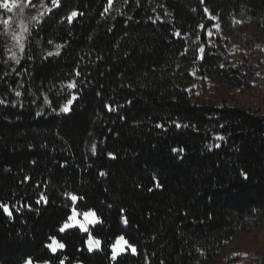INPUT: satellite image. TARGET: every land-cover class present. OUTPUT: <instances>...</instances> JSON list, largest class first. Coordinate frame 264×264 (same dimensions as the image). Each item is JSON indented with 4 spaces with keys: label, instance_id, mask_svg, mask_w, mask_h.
<instances>
[{
    "label": "trees",
    "instance_id": "obj_1",
    "mask_svg": "<svg viewBox=\"0 0 264 264\" xmlns=\"http://www.w3.org/2000/svg\"><path fill=\"white\" fill-rule=\"evenodd\" d=\"M106 6L61 0L29 26L18 65L0 26V203L13 212L0 210V264H239L227 249L264 223V115L231 103L263 82L264 0ZM72 80L77 99L60 112ZM67 194L95 212L102 250L88 252L78 228L59 232ZM121 235L136 254L113 261ZM50 237L65 248L52 253ZM248 257L264 264V237Z\"/></svg>",
    "mask_w": 264,
    "mask_h": 264
},
{
    "label": "snow or ice",
    "instance_id": "obj_2",
    "mask_svg": "<svg viewBox=\"0 0 264 264\" xmlns=\"http://www.w3.org/2000/svg\"><path fill=\"white\" fill-rule=\"evenodd\" d=\"M127 2V0H125ZM139 0H137V3ZM200 3L203 4L204 0H200ZM37 4L39 5V11L37 15L34 16H25V9H27L29 6L36 7ZM49 6L47 3L44 2V0H36V3H32V0H0V10H3L4 13H7L9 15L3 16L0 15V26L3 27V31L5 33L10 34L11 39L13 40L14 44L12 48H9L8 51L11 53L8 56V59L11 61H14L17 65L20 64L21 57L25 51V41L28 35H30V29L29 26H35L42 22L44 16L46 14H50L53 9L59 8L61 6V0H50ZM113 0H107V6L104 9V12L107 13L112 8ZM195 11V9H193ZM203 11L208 14L209 19H216V17L212 16L211 13H209L208 8H204ZM83 15V13L77 12L75 10L71 11V13L67 16L68 23H72L75 18L78 16ZM15 17V18H14ZM159 19V17H157ZM236 23H240L239 21H236ZM202 30L204 29L203 25L199 26ZM217 30H219V25H216ZM178 37L180 36V33H175ZM207 35L211 37L213 33L211 31L207 32ZM51 43V41H49ZM62 44H56L55 45V51H49L47 52V57L52 56H59L60 50L62 49ZM199 53L201 54V59L203 58L202 54L204 53V48H199ZM76 76H80V72H75ZM63 88H66L68 90V98L66 99V102L60 107V112H68L70 110V106L72 105L73 101L77 99V95L75 93V89L77 88V83L75 80L70 81L66 85H62ZM190 91V90H189ZM22 95L19 91L16 92V96ZM44 102L46 104H49L51 106V102L48 100L47 96L44 97ZM4 101L0 100V104H3ZM109 111H114V109L111 106H106ZM55 110V109H53ZM179 127V125H177ZM186 127V125H185ZM218 139H224V137H218ZM92 152L95 154L96 147L95 145H92ZM173 152H183V149H172ZM111 156L112 154L109 153ZM114 158V157H113ZM101 175H104V173H101ZM244 175L245 179H247L246 174L242 173ZM155 180V177H154ZM155 186L157 188L160 187L158 181H156ZM151 190V189H150ZM70 197V200L73 203L72 209H71V215L68 216L67 220L63 223V225L59 228L60 233H64L66 230L78 228L81 232L88 233L87 236V251L93 252V251H99L102 250L101 248V241L99 239H95L92 237L91 232L89 231L88 225L94 224L97 222V217L94 211H87L84 213H79L75 208V202L77 200V196L72 194H67ZM47 202V198L43 195H41L40 200H37V203ZM0 210H2V214L7 215L9 218H12L13 212L10 209V206L5 203H0ZM83 215V221H80L77 219L78 216ZM123 223L127 224V219H124ZM50 243L46 244L45 247L48 248L52 253H56L57 250H63L65 248V244L58 241L55 237H50ZM111 259L115 261L118 256L124 254L127 249L131 250L132 254H136V248L129 243L127 239L123 235L119 236L114 244L111 246ZM239 255V254H237ZM246 255V254H245ZM66 259V257H65ZM26 264H33V261L31 259L26 261ZM60 264H64V260L60 261Z\"/></svg>",
    "mask_w": 264,
    "mask_h": 264
},
{
    "label": "rangeland",
    "instance_id": "obj_3",
    "mask_svg": "<svg viewBox=\"0 0 264 264\" xmlns=\"http://www.w3.org/2000/svg\"><path fill=\"white\" fill-rule=\"evenodd\" d=\"M44 2L47 3V0H44ZM114 2L115 0H113V3ZM39 11H41V9H39V5L37 4L36 7L31 8L30 14L34 16V15H37ZM216 25L214 26L215 30H217ZM232 51H234V49H232ZM261 79L263 82H261L262 84L260 86L261 88L259 87L260 89H257V90L255 89L250 92H244L242 94H239L236 97L235 102L231 103V105L238 106V107H241L247 110L252 109L254 111H258L261 115H264V75L262 76ZM77 219L80 221H83V215L78 216ZM96 223H98V220L94 224ZM90 225H93V224H90ZM90 225H88V227ZM263 237H264V223H262L256 230L252 232L241 233L237 237L233 245L227 249V253H229V255L239 254L241 257L239 264H252L248 256L253 251V249L263 240ZM58 251L60 250H57V252ZM216 264H226V256L224 255L220 257L219 260L216 262Z\"/></svg>",
    "mask_w": 264,
    "mask_h": 264
}]
</instances>
